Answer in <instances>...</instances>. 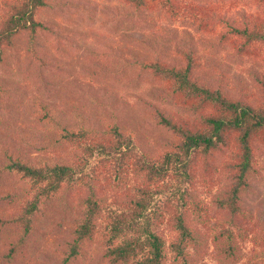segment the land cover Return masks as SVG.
<instances>
[{"label":"rangeland","instance_id":"rangeland-1","mask_svg":"<svg viewBox=\"0 0 264 264\" xmlns=\"http://www.w3.org/2000/svg\"><path fill=\"white\" fill-rule=\"evenodd\" d=\"M6 1L0 0V17L7 10L3 6ZM48 1L52 7L40 10L36 17L45 28L38 30L35 40L38 55L46 62L40 74L45 85L37 75V57L26 48L29 36L25 32L17 47L6 50L0 66V209L8 207L16 212L35 195L28 181L3 168L5 154L21 155L31 164L69 160L74 148H63L61 127L89 129L99 137L115 125L131 135L138 155L152 160L174 150L178 142L170 130L159 126L163 116L176 126L205 130L202 120L192 115L191 106L197 99L183 103L143 65L157 61L170 68L180 67L189 53L195 57L193 80L198 85L211 86L230 100L264 109V43L251 42L244 48L243 38L227 26L264 32V1L173 0L182 12L176 20L169 19L165 9L151 0L141 9L129 0ZM44 108L51 111L56 126L36 116ZM260 133L255 135L257 140ZM220 149L207 159L208 164L198 161L181 186L188 192L187 206H175L172 213L176 215L179 209L185 215L193 240L184 249L185 262L167 249L164 264H264V145L253 141L254 172L237 198L235 218L219 202L229 197L231 182V175L221 166L237 152V145L231 140ZM108 160L96 155L89 166ZM171 173L166 181L175 184ZM142 174H126L133 177L125 185L131 196L145 185ZM93 184L90 191L63 187L58 195L40 204L38 249L32 255L30 252V259L50 264H110L97 237L79 261L50 259L73 239L74 222L83 214L88 197L99 196L101 204L111 208L128 202L123 190H102ZM169 195L156 198L162 201ZM197 204L200 215L193 209ZM172 213L164 215L155 228L168 243L177 241ZM231 220L243 229L239 236L234 229L235 252L225 257L221 240L216 242L214 237ZM104 225L102 219L97 220L99 231Z\"/></svg>","mask_w":264,"mask_h":264},{"label":"trees","instance_id":"trees-1","mask_svg":"<svg viewBox=\"0 0 264 264\" xmlns=\"http://www.w3.org/2000/svg\"><path fill=\"white\" fill-rule=\"evenodd\" d=\"M129 1L134 8L141 9L147 0ZM151 1L158 2L171 20H176L182 15L173 0ZM3 6H6L7 10L0 17V66L4 62L6 50L17 47L18 39L25 32L29 36L26 48L37 57V75L45 85L40 74L46 62L38 55L39 45L35 41L38 30L44 29L45 26L36 17L40 10L51 8V2L7 0ZM227 26L230 32L243 38L244 48L251 42L264 43V32H251ZM185 60L184 65L173 68L157 61L151 65H143L145 69L153 71L152 74L166 87L164 89L168 93L172 92L173 96L182 99L183 103L196 98L197 101L191 106L192 115L200 118L204 124L205 130L192 131L186 126L185 128L176 126L163 116L159 126L170 130L178 141L174 150L166 152L163 157L154 160L143 159L138 155L131 135L115 125L109 127L99 137V134L96 135L95 131L89 129L70 130L61 127L59 135L63 148H74L71 150L69 160L40 161V164H31L27 160H22L21 155L5 154L6 164L3 168L28 181L29 190L35 195L30 201L25 202L22 208H17L16 212L8 207L0 209V264H19L21 261H25L26 264H50L46 260L29 258L30 252L32 255L38 249L36 247L40 232L38 222L40 204L58 195L63 187L93 190L95 188L93 182L102 190L106 188L123 190V194L128 196V202L125 204L116 202L118 203L116 207L111 208L104 207L99 196L88 197L83 203V214L74 222L73 239L65 242L62 252H57L50 258L51 261L52 259L60 263L79 261L84 251L97 237L101 239L99 243L103 245L104 256L110 264H164L167 249L185 262L184 249L186 244L193 240V236L184 223L187 218L181 210L178 209L176 215L172 213L175 206L177 208L187 206L188 192L182 190L181 186L188 181L189 171H192L198 161L203 165L208 164L207 159L220 152V146H226L231 140L236 143L237 152L230 154L221 166L222 170L231 175L230 192L227 199L219 202V206L229 209L235 218L238 211L237 198L248 187L247 178L254 172L253 141L264 145V109L257 110L249 104L230 100L219 89L211 86L198 85L193 80L195 57L186 53ZM261 84L264 87V82ZM42 87L45 88L43 85ZM1 91L0 85V94ZM206 109L209 110L208 113ZM36 116L40 121L56 126L57 122L52 119L48 108L42 109L41 113L37 111ZM258 132H261L262 136L257 140L255 135ZM96 155L109 160L89 166L90 159ZM199 155L200 158L196 159ZM129 172H134V176L145 172L142 174L145 177V185L136 188L134 196L125 188L126 183L133 178L126 175ZM169 172H173L171 174L175 177V184L166 181ZM154 189H157V192ZM167 192L170 195L164 200L156 198ZM14 202L15 205L18 203L16 200ZM193 209L200 215L201 209L198 204ZM171 213L175 216L172 217L173 230L177 234V241L174 243H168L155 232L157 222H162L166 217L164 215ZM99 219L105 224L101 231L96 227ZM228 224L229 228L214 237L216 242L221 240L219 243L222 244L221 253L225 257L233 256L235 252L234 231L236 230L239 236L242 235L243 229L241 224H236L232 220Z\"/></svg>","mask_w":264,"mask_h":264}]
</instances>
